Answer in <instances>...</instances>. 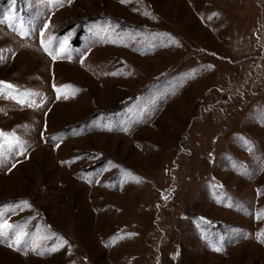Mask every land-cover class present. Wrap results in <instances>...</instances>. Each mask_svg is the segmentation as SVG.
Listing matches in <instances>:
<instances>
[{"label":"rangeland","instance_id":"obj_1","mask_svg":"<svg viewBox=\"0 0 264 264\" xmlns=\"http://www.w3.org/2000/svg\"><path fill=\"white\" fill-rule=\"evenodd\" d=\"M0 56V264H264V0H0Z\"/></svg>","mask_w":264,"mask_h":264},{"label":"snow or ice","instance_id":"obj_2","mask_svg":"<svg viewBox=\"0 0 264 264\" xmlns=\"http://www.w3.org/2000/svg\"><path fill=\"white\" fill-rule=\"evenodd\" d=\"M121 2H124V0H121ZM12 3L14 4L15 3V0H12ZM44 50L46 52H49V54H51L50 49H49V46L47 44L44 45ZM2 59H4V57L3 56H0V60H2ZM65 87H69V86H65ZM13 88H14L13 85L7 84L4 81H0V93H3V91L5 89H13ZM0 139H2L5 142H7L9 144V146L17 145V144L20 143L17 139L14 138V134H12V136H9V134H5L3 132H0ZM2 148H3V144H0V149H2ZM7 227H11V226L10 225H6V224L5 225H0V229L7 228ZM0 234H2V232H0ZM21 239H22V237H19L18 236L16 243H19L21 241ZM9 246H11V245H9ZM216 250L219 251L220 249H216Z\"/></svg>","mask_w":264,"mask_h":264}]
</instances>
